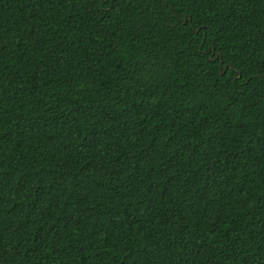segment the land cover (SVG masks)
Instances as JSON below:
<instances>
[{
    "label": "trees",
    "instance_id": "obj_1",
    "mask_svg": "<svg viewBox=\"0 0 264 264\" xmlns=\"http://www.w3.org/2000/svg\"><path fill=\"white\" fill-rule=\"evenodd\" d=\"M0 264H264V0H0Z\"/></svg>",
    "mask_w": 264,
    "mask_h": 264
},
{
    "label": "water",
    "instance_id": "obj_2",
    "mask_svg": "<svg viewBox=\"0 0 264 264\" xmlns=\"http://www.w3.org/2000/svg\"><path fill=\"white\" fill-rule=\"evenodd\" d=\"M220 56H221V54H220ZM222 74H224V72H222Z\"/></svg>",
    "mask_w": 264,
    "mask_h": 264
}]
</instances>
